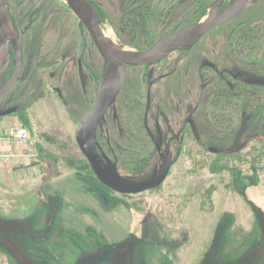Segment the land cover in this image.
<instances>
[{"label":"rangeland","instance_id":"1","mask_svg":"<svg viewBox=\"0 0 264 264\" xmlns=\"http://www.w3.org/2000/svg\"><path fill=\"white\" fill-rule=\"evenodd\" d=\"M214 1L150 0V8L160 15L154 11L148 17L145 34L133 30L122 0H92L99 30L122 51L145 48L167 32L203 21ZM31 2L40 8L32 19L33 39L53 36L52 27L46 26L45 31L41 26L44 16H49L47 22L51 17L64 21L68 28L65 38L76 32L77 19L63 0H27V5ZM251 30L258 31L259 38L241 48L235 35ZM202 60L227 70L221 76L222 84H233L236 96L264 98V85L254 89L228 75L229 71L240 72L264 81V0H248L235 18L155 66L127 70L131 77L111 104L115 107L104 116L109 133L103 128L97 132L109 175L124 183L156 177L163 164L160 158L155 157L142 173L133 175L125 154L150 153L153 142L162 144L164 150L181 119L194 110L200 89L219 78L209 69L199 70ZM41 75L47 81L46 73ZM30 97L26 95V101L32 102ZM48 98L54 101V93L49 91ZM49 99L31 106V123L24 122V116H0V133L13 121L27 129L36 140L35 159L40 164L35 169L20 168L17 173L0 171V193L7 195L0 199V264H69L77 258L67 240L65 245L54 240V229L49 234L40 232L41 262L26 254L30 245L27 227L15 221L29 220L35 213L39 205L32 207L35 191L41 192V200L51 194L64 205L59 218L68 233L74 228L90 235L85 231L89 227L102 234V241L119 245L116 251L111 247L95 248L92 254L87 251L76 264H264V108L260 121L251 112H242L233 141L223 146L210 139L209 107L204 101L202 106L199 103L179 139L171 142L173 158L178 143L183 148L164 181L140 193L119 194L102 187L84 168L88 162L74 133L87 103L79 106L81 114L70 115L61 103L51 105ZM144 120L151 135L145 133ZM228 155L232 156L228 162L221 161L220 157ZM67 158L82 161L80 178ZM198 160L201 163H196ZM16 191L20 193L16 195ZM15 228L21 234L15 235Z\"/></svg>","mask_w":264,"mask_h":264},{"label":"flooded vegetation","instance_id":"2","mask_svg":"<svg viewBox=\"0 0 264 264\" xmlns=\"http://www.w3.org/2000/svg\"><path fill=\"white\" fill-rule=\"evenodd\" d=\"M63 1L68 7L66 0H63ZM89 1H90L92 8L94 9L96 13V16L99 20V26H100V19H99L98 12L92 0H89ZM228 2L229 0H226V1L221 0L219 9H222L223 7H225V5ZM4 6H5L4 8H5L7 20L19 37V44H20L19 55H20L21 61H20L19 71L16 77L17 79L13 83V85L5 92L3 99L1 101V104H0V110L5 111V110L12 109L11 113L9 114L24 116L27 121L29 119L28 123L29 122L31 123L30 117L32 116V114H29L28 110L31 108L33 104L38 105L40 101L43 102L46 100L48 102V99H49L48 93L49 91H51L55 95V100L53 101V98H50L49 102H52L50 104L53 105L54 103L58 101L59 104L61 103L66 109L70 110L69 112L70 115H74L75 113L73 114V112H76V114L80 112L81 114V110H80L81 107L79 106L82 105L83 103H87V106L85 108L86 112L84 114L85 116L89 112V110L91 109L95 101L97 89L102 81V78L106 76L105 75V60L101 56L97 48L95 47L85 26L81 23V21L76 17V15L68 7L70 11L76 17L77 22H78L76 25V32L71 33L72 37L70 38L69 36L65 38L66 36L65 31H67L68 28L63 23L64 22L63 20H61L60 18L51 17V20L47 22L49 16L47 17L44 16V18H46V21L42 22L44 23V24H41L42 28L46 31L47 30L46 26L49 25V28L52 27L54 29V33H52L53 36H49L50 38L44 35L45 38H42L44 39L43 41L38 40V39L36 40V38L33 39V33L31 31V28H34L32 19L37 17V14L40 12V8H35L36 4L32 2L27 5V0H4ZM100 32L105 38L110 40L105 34H103L102 31ZM245 33L246 32H238L235 35V37L238 38L239 36ZM54 47L55 49H53ZM49 48L52 49V52L50 51ZM145 48L136 49V50H143ZM176 51H179V50H176ZM168 56L165 58H168ZM162 60L152 62L149 65H144V66H128L125 70L123 83L116 97L123 90L125 83L131 77V76H128L127 74L128 69H131V72H132V71H136L138 68H147L150 66H155L154 64H157L161 62ZM15 66H16V54L14 52L12 45L9 44L8 45V61H7L4 73L2 75V83H5L10 79L11 75L15 71ZM202 69L211 70L219 78L216 79V81H213V83H211L207 88H205V90L204 88L200 89L198 96H197L195 108L193 111L196 110L199 103L202 106L203 101L207 103V101L211 98V91H210L211 86L228 87L231 91H233L234 89L233 84L231 85L230 83H226V82L225 84H222L223 82L221 80V76H223L225 72L227 71L224 67H220L219 69L217 68L216 65L213 64V62H210L208 60H202V62L200 63L199 70H202ZM107 71L109 74L108 75L109 77H107V79L111 83L113 78L117 74V71H118L117 67L112 65L110 66V68H108ZM42 72H45L46 76H48L47 81H45L42 78V75H41ZM228 75L232 79L239 78L246 86L262 87L264 85L263 80L257 79V78H251L249 76H244L240 72L229 71ZM142 77H143V73H142ZM245 78H251V79L262 81V84H250L245 81ZM160 80L161 79H159L158 81ZM29 94L31 96L30 98L32 99V102H30V100L26 101L25 99V96ZM75 97H77V99H73ZM90 97L92 98V100H90ZM114 107H111L110 105L108 109L110 108L112 109ZM108 109L104 113L103 118L99 122L97 129H96L97 151L99 153H102V158H103V149L100 145L99 137L97 138V132L99 130H102L103 128V130H105L106 133H109L107 130V127L105 126V120H104V116L106 115ZM193 111L187 115V116L190 115V120H191V115ZM187 116L181 119L179 123V128L181 126L182 120L185 119ZM188 122L184 124V127ZM143 124L145 128V133L147 135H151V132H149L147 124L145 123V120ZM184 127L181 129V131H179V128H178L176 134H173L171 137H169L170 142H165L166 144L163 143L164 150L162 149V144L158 142H153V148L155 152H153L154 150L151 151L152 154L149 157V160L147 161L145 166L148 165V163L150 162L152 163L155 157H157V159L160 158L162 162L164 161V157H170V162H171L170 167H171L174 161L176 160V158L179 157V152L183 148L182 144L178 143L177 152L175 153V156L173 158L171 151H170L172 147L171 142L175 138H178L181 135V132L184 129ZM74 139H75L76 144L78 145L75 133H74ZM210 149H213V151L211 150L212 152L216 151L215 148H210ZM135 154H137L136 151L135 153L132 152L130 154H125V157H127L128 155H135ZM170 167H169V170H170ZM150 169L152 172H154V166L152 164H151ZM143 170L139 173H135L132 171L131 173L133 175L140 174L143 172Z\"/></svg>","mask_w":264,"mask_h":264},{"label":"water","instance_id":"3","mask_svg":"<svg viewBox=\"0 0 264 264\" xmlns=\"http://www.w3.org/2000/svg\"><path fill=\"white\" fill-rule=\"evenodd\" d=\"M68 7L87 29L95 47L105 60V75L97 89L95 101L89 112L76 126V139L96 179L105 187L119 194H136L153 189L160 185L169 170L170 157H164L159 172L152 180L124 183L109 175L105 169L102 153L97 151L96 129L104 113L114 101L123 83L125 70L128 66H144L164 59L170 53L188 49L195 45L205 34L235 18L245 7L247 0H229L219 9L221 0H215L206 18L173 30L154 41L143 50L122 51L110 40L105 38L99 30V20L89 0H66ZM4 0H0V104L5 92L16 81L20 67L19 37L5 17ZM12 45L16 54L15 71L10 79L2 83L8 61V45ZM117 67V74L110 83L107 79L108 68ZM250 84H262V81L245 78ZM12 109L1 111L0 116L11 113ZM190 120V115L182 120L179 131ZM80 135V136H78ZM213 151V149H210Z\"/></svg>","mask_w":264,"mask_h":264},{"label":"trees","instance_id":"4","mask_svg":"<svg viewBox=\"0 0 264 264\" xmlns=\"http://www.w3.org/2000/svg\"><path fill=\"white\" fill-rule=\"evenodd\" d=\"M149 1L150 0H123L125 6V16H130V18L127 17V21L132 25L133 30L142 31L145 34H147L148 29V17L154 13V11L155 14L158 16L160 15L158 10L150 8ZM161 13L163 14L162 11ZM253 30L248 31L236 38V41L238 42L237 44L240 45L241 48L244 47V45L250 46L252 41L254 42L255 39L257 40L259 38L258 31L255 32ZM252 87L254 89L262 88L260 86ZM210 91L211 98L207 101L206 107H209L208 113L210 139L214 143L226 146L229 145L231 141H233L236 130L240 124L239 122L241 120L240 116L242 112H251V114L254 115L256 121H260L262 118L261 115L263 113L262 108H264V98L256 95L254 96L252 94L239 97L236 96V94L228 87L221 86H211ZM24 122L28 121L24 119ZM41 153L42 152L39 151V154ZM151 154V152L140 154L139 151V153L135 155H128L130 159V163L128 164L130 171L135 173L141 172L144 169V166L149 160ZM230 157L232 156L228 155L226 157L220 158L222 159L221 161L225 160V162H228L231 159ZM67 160L70 164V167L74 168V173L76 176L80 178L81 174L78 173V171H80L79 167H82L80 166L82 161H78L76 158H67ZM196 163H201V161L198 160ZM84 168L86 169L87 173L93 174L89 165H84ZM101 186L107 188L102 184ZM54 204H56L57 207L54 206L53 208ZM63 207L64 205H62L59 200L55 199L50 194L46 196L45 200L39 201V205L35 209V213L29 220L22 219L15 221L17 223L24 224L27 227V233H25V235L26 238L30 239V245L27 246L26 254L29 256V258L38 262L42 261V252L41 248L39 247L42 237L40 236V232L44 234L48 231L49 234L52 229H54V240L62 242L64 245L66 244L64 240H67V244L72 246V251L76 254V260L71 261L69 264H76L77 261L87 253V251H92L95 248H98L99 251L101 247H111V251H116L115 247H119V245L108 244L105 241H102V234L98 233L95 229L90 230L88 227L85 231L90 233V235H85L72 228L70 229V235V233H68L69 228H63L60 224L61 221L59 215L61 211H63ZM14 231L16 233L15 235L21 234L17 228H15ZM93 252L95 251L90 253L92 254ZM114 257H117V259L120 258L118 254H115Z\"/></svg>","mask_w":264,"mask_h":264},{"label":"crops","instance_id":"5","mask_svg":"<svg viewBox=\"0 0 264 264\" xmlns=\"http://www.w3.org/2000/svg\"><path fill=\"white\" fill-rule=\"evenodd\" d=\"M0 152L2 153H8L11 155V158L9 159V162L7 164H3L0 161V171H5L8 173L10 172H18L21 169L20 168H27L29 166L35 167L38 166L40 167L39 162L35 159L37 157L38 151L36 150V147L32 150V154L34 155L33 157L29 156V152L30 150L28 148L25 147H19L16 146L14 144H0ZM17 153V154H13V153ZM31 159H34L32 162ZM34 164V165H33ZM36 164V165H35ZM26 174H27V170H25ZM60 176V175H58ZM43 174H40V177L38 178V180H43ZM34 181V179H33ZM16 193H20V192H15ZM36 195H37V199L35 200V202H33L34 206H32L33 208L37 205V203H39V201H41L42 199V195L41 192L39 191H35ZM5 194H1L0 193V199L1 200H5L4 198H7L6 196H3ZM17 195V194H16ZM14 199H16V197H13ZM3 206V205H2Z\"/></svg>","mask_w":264,"mask_h":264},{"label":"built area","instance_id":"6","mask_svg":"<svg viewBox=\"0 0 264 264\" xmlns=\"http://www.w3.org/2000/svg\"><path fill=\"white\" fill-rule=\"evenodd\" d=\"M0 144L33 147L35 142L25 127L17 124H10L3 133H0ZM8 160V154L0 153L1 162L5 163Z\"/></svg>","mask_w":264,"mask_h":264}]
</instances>
